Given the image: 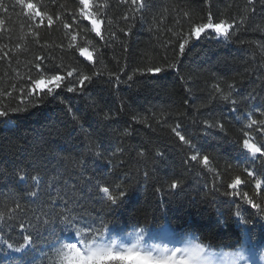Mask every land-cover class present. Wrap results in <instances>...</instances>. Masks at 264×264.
<instances>
[{
	"label": "trees",
	"instance_id": "16d2710c",
	"mask_svg": "<svg viewBox=\"0 0 264 264\" xmlns=\"http://www.w3.org/2000/svg\"><path fill=\"white\" fill-rule=\"evenodd\" d=\"M38 2L41 10L60 14L62 20L51 28L45 20L35 29L39 32L36 43L30 33L34 22L22 14L15 0H0L7 8L6 12L0 8V19L5 21L0 25V56L9 52L8 58L0 60V109L8 112L0 117V212L6 213L0 222V264H21L22 254L4 243L18 246L22 242L18 220L25 214L16 212L8 219V209L17 201L34 223L36 216L43 219L48 213L51 219L67 208L77 217V227L107 224L104 239L132 230L167 228L175 239L190 235L210 251H263L264 213L245 203L242 195L247 192L264 205V195L256 196L254 181L245 172L264 171V157L253 161L242 155L240 142L247 115L264 120L260 115L264 111V5L259 0L253 5L247 0H210L209 8L205 0H144L143 9H134L131 0H95L107 4L98 9L104 21L101 39L78 16L77 24L64 29V21L72 24L78 0ZM186 11L191 19L185 18ZM209 11L216 22H234L227 38L205 32L186 46L175 68L156 75L136 71L172 63L178 51V37L173 33L182 35L190 24L206 22ZM74 34L75 43L93 51L92 61L69 49ZM16 44L22 47L10 51ZM38 55L44 57L42 67L48 74L66 76L72 68L78 71L33 107L36 98L22 97L12 85L26 84L28 75H36L33 65ZM97 72L101 74L81 90L79 74ZM73 85L76 91L68 92ZM215 85L231 91L238 103L217 98L208 104ZM17 107L27 110L11 111ZM217 119L225 125L223 132L205 128V120ZM176 124L201 154L210 156L223 182L214 180L215 172L188 159L193 150L171 131ZM253 135L264 142V136ZM118 148L123 152H117ZM141 150L144 156L138 155ZM21 174L27 177L23 181ZM237 174L247 183L239 186L236 195L224 196L226 190L232 191L227 182ZM32 176L39 177L37 197L27 194L34 190ZM172 179L182 184L169 191ZM116 183L128 195L118 207L112 206L113 211L97 186ZM38 232L24 261L57 264L59 242L74 232L58 219Z\"/></svg>",
	"mask_w": 264,
	"mask_h": 264
},
{
	"label": "snow or ice",
	"instance_id": "6c2138e0",
	"mask_svg": "<svg viewBox=\"0 0 264 264\" xmlns=\"http://www.w3.org/2000/svg\"><path fill=\"white\" fill-rule=\"evenodd\" d=\"M124 2H127V0H124ZM259 2L264 5V0H259ZM247 3L248 5H253L254 0H247ZM131 4L134 6V9H143L145 6L144 0H131ZM205 4L208 5L209 8L211 7L210 0H205ZM15 5L20 7L23 15L27 16L34 22V29L30 28V33L33 37L37 38L36 43H39V32L35 29L42 27L45 20H47L48 28H51L56 21L62 20L60 14L53 16L47 11L41 10L38 0H15ZM106 7V3H96L95 0H78V6L76 7L74 13H72V24L64 21L63 27L66 30L72 28L74 24H77L78 16L85 21H89L91 24V31L94 32L96 36L103 39L101 28L104 21L98 9H104ZM0 8H3L5 12L7 11V8L3 4H0ZM184 16L185 18L191 19L190 13L187 11L184 13ZM124 19H128L127 14ZM110 22L111 21H109V23ZM242 22L243 17L241 18V23ZM176 23L178 24L179 21H176ZM3 24H5V21L0 19V25ZM233 26L234 22L229 23L226 19H220L216 22L212 12L209 11L206 22L190 24L188 31L182 35L180 33H173V35L178 37V51L176 52L175 59L172 63L167 64L166 66H149L145 69H137L136 71L141 75H156L166 71L167 68H175L180 62V58L185 54L186 46H188L193 39L199 40L201 35L208 29L214 30L218 36H224L227 38L231 34L230 30ZM169 31H171V29H169ZM21 39H23V37H21ZM76 41L77 35L74 34L71 36L68 44L69 49H77L80 56L92 61L93 51H89L87 47H80L79 44L75 43ZM88 43L90 44L91 41ZM21 47L22 45L16 44L15 48L10 49V51H15ZM0 51H2V49H0ZM8 57L9 52H3V55L0 56V60ZM35 60L38 61V63L33 65L36 70V75H28L26 78V84L12 85L13 89L18 87L22 97L28 98L29 100H31L32 97L36 98V103L32 105L33 107L38 106L39 102L44 99L45 95L51 96L54 89L60 88L67 77H72L78 71L76 68H72L67 72L66 76L59 73L48 74L42 67L44 57L38 55L35 57ZM100 74L101 73L97 72L93 73L92 76H89L80 73L78 77V84L81 90H83V86L86 82H92L93 76ZM17 77L19 79H24V77H21L18 72ZM116 79L119 81L118 76ZM128 79L132 80L133 76L130 75ZM228 88L231 90L233 85L229 84ZM214 89L215 91L213 95L209 97L207 102L208 104L212 103V101L217 98L225 102L231 101L233 105L238 103V101L232 99L231 91L224 92L219 85H215ZM67 91H76V86H69ZM203 106L206 107L207 104ZM26 110V108L20 107L11 109L12 112H22ZM7 115V111L0 109V117H5ZM260 115L264 116V111H261ZM246 120L247 123H245L241 129L243 138L240 142V148L242 150V155L246 154L254 161L258 158V156L264 157V142L259 141L257 137L253 135V132H256L259 135L264 136V120L254 119L251 114L246 116ZM203 123L207 129H219L223 132L225 128L224 123L219 119L215 121L205 120ZM180 129L181 125L176 124L171 131L182 144L187 145L189 149L193 150V154L189 156L188 159L201 165L209 172H215L214 180L220 179L223 182V176H221L219 172H216V170L212 167L210 156L207 154H201L199 150L196 149V145L192 142V140L182 134ZM125 134H128L127 130H125ZM117 152H123V149L118 148ZM157 154L159 155L160 153ZM96 155L99 156L100 153L97 152ZM138 155L144 156L145 153L141 150ZM262 165H264V161H262ZM230 167L231 166H229V168ZM245 172L247 173V176L252 178L254 181L256 196L264 195V171L257 174L254 171L245 169ZM145 175H147V173H145ZM26 178V174L20 175L21 181ZM31 179L34 182V190L29 191L27 194L31 197H37L39 195V177L32 176ZM245 183H247V181L241 175H234L227 182V189H231L232 191L226 190L222 194L224 196H234L237 194L239 186ZM181 184L182 181L179 179H172L168 183L167 187L169 191L176 190L181 187ZM97 187L98 192L102 194L101 199L106 200L109 207L113 211L115 208L112 206L118 207L123 202V199L128 195L127 190L122 187L121 183H116L114 187L107 185H98ZM214 190L219 191V189ZM156 191L161 192L163 189L157 188ZM242 200L258 212L264 213V205L257 203L254 196H250L247 192H245L242 195ZM52 203L55 204V198H53ZM67 203L68 202L65 201L66 205ZM16 212L25 214V218L18 220V227L20 230L19 235L21 236L22 242L18 243V246H14L13 243H8L7 241H4V243L7 244V248L11 251L22 254L21 264H26L23 257L27 255V252L30 250V246L35 242V239L39 234V228L47 226L57 219L60 224L65 226V228L74 232V236L69 237L64 242H59V247L56 249L57 264H208V262L203 259L205 246L199 243L185 248H166L162 251H157L154 248L142 249L139 245L140 236H137L135 243L121 242L118 244L115 239L106 241L104 239V230H107V224H102L101 228H92L90 226L77 227V217L75 215H71L67 208H63L59 213L52 215L51 219L48 218V213L43 214V219L41 216H36L35 223L32 219L27 218L26 208L19 201L15 203L14 208L8 209V219H13V214ZM5 215L6 213L0 212V222H4ZM235 215L238 217L241 215L239 210L235 213ZM139 231L142 233L143 230L141 229ZM237 256L240 260L244 259L240 253H237Z\"/></svg>",
	"mask_w": 264,
	"mask_h": 264
},
{
	"label": "rangeland",
	"instance_id": "374dc122",
	"mask_svg": "<svg viewBox=\"0 0 264 264\" xmlns=\"http://www.w3.org/2000/svg\"><path fill=\"white\" fill-rule=\"evenodd\" d=\"M206 32H212L217 38H225L224 36H218L212 29H208L206 30ZM83 58L86 59L85 57ZM137 236H140L139 245L142 249L154 248L157 251H162L166 248H185L197 244L195 239L190 235L182 236L179 239H175L167 228H162L160 230H154L151 232L143 230L142 233L139 230H132L127 233L108 236L105 238V240L107 241L115 239L118 244L121 242L135 243ZM237 253H240L244 257V259L240 260L237 256ZM203 259L208 262V264H264V250L261 252H256L253 250L246 251L241 248L233 251L219 250L215 252L210 251L208 248L205 247Z\"/></svg>",
	"mask_w": 264,
	"mask_h": 264
}]
</instances>
